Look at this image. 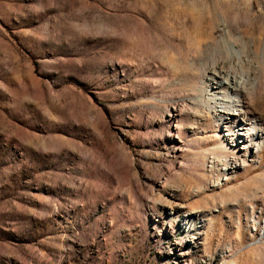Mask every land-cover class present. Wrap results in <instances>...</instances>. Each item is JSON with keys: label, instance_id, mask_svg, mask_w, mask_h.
<instances>
[{"label": "rangeland", "instance_id": "rangeland-1", "mask_svg": "<svg viewBox=\"0 0 264 264\" xmlns=\"http://www.w3.org/2000/svg\"><path fill=\"white\" fill-rule=\"evenodd\" d=\"M0 264H264V0H0Z\"/></svg>", "mask_w": 264, "mask_h": 264}, {"label": "bare ground", "instance_id": "bare-ground-1", "mask_svg": "<svg viewBox=\"0 0 264 264\" xmlns=\"http://www.w3.org/2000/svg\"><path fill=\"white\" fill-rule=\"evenodd\" d=\"M228 52L233 53L235 55H239V52H237L234 47L233 43L229 42V46H228ZM230 50V51H229ZM210 79L213 81L214 84L217 85V88H220L222 86V84H225V87H229L232 91V93H234L235 96H237V94L239 93L240 88L242 87V85L236 81V79H234V77L232 75H230V73H223V74H216V73H212L210 75ZM219 94V93H216ZM236 100L233 99H222L223 103L226 104H230L231 102H235ZM237 106L236 108L233 109V111H229L230 109L227 108V106H220L221 110L220 112L217 114L219 119L222 120L224 122V126H226L228 128V130H232L231 128L238 122H239V126H237V124L235 125V127L238 128L239 132H237V136L236 138H231L230 141H233V146L238 145L239 142L242 141V148L247 149L250 147H253V149H260V142L258 141L256 135L254 134V130H256V125L257 122L256 120L250 118L248 116V114L246 113L245 110H243L242 107H240L239 105H235L233 104V107ZM258 130V129H257ZM228 139V138H227ZM227 159V158H226ZM243 163V162H242ZM227 166L224 167L222 169V173L223 175H227L228 171L230 169H234L237 166L241 165V162L238 163L237 160L231 158V159H227L226 163Z\"/></svg>", "mask_w": 264, "mask_h": 264}]
</instances>
